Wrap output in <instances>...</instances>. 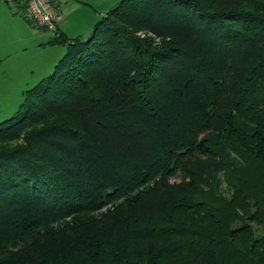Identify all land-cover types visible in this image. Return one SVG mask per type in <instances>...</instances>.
<instances>
[{"label": "trees", "instance_id": "obj_1", "mask_svg": "<svg viewBox=\"0 0 264 264\" xmlns=\"http://www.w3.org/2000/svg\"><path fill=\"white\" fill-rule=\"evenodd\" d=\"M47 43L0 121V264H264V0H120Z\"/></svg>", "mask_w": 264, "mask_h": 264}, {"label": "rangeland", "instance_id": "obj_2", "mask_svg": "<svg viewBox=\"0 0 264 264\" xmlns=\"http://www.w3.org/2000/svg\"><path fill=\"white\" fill-rule=\"evenodd\" d=\"M53 35L30 23L14 3L0 0V121L18 109L24 92L49 74L64 54L65 45L47 43Z\"/></svg>", "mask_w": 264, "mask_h": 264}, {"label": "crops", "instance_id": "obj_3", "mask_svg": "<svg viewBox=\"0 0 264 264\" xmlns=\"http://www.w3.org/2000/svg\"><path fill=\"white\" fill-rule=\"evenodd\" d=\"M120 0H55L58 5L59 19L57 32L68 38L87 36L95 22ZM84 5L89 7L84 8ZM80 16H75L77 13ZM84 14V16H83ZM74 21V25L70 22Z\"/></svg>", "mask_w": 264, "mask_h": 264}, {"label": "built area", "instance_id": "obj_4", "mask_svg": "<svg viewBox=\"0 0 264 264\" xmlns=\"http://www.w3.org/2000/svg\"><path fill=\"white\" fill-rule=\"evenodd\" d=\"M22 5L21 12L34 25L55 32L59 19L55 0H1Z\"/></svg>", "mask_w": 264, "mask_h": 264}]
</instances>
